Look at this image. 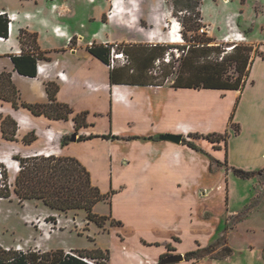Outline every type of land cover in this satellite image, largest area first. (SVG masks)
Returning a JSON list of instances; mask_svg holds the SVG:
<instances>
[{
  "label": "crops",
  "instance_id": "1",
  "mask_svg": "<svg viewBox=\"0 0 264 264\" xmlns=\"http://www.w3.org/2000/svg\"><path fill=\"white\" fill-rule=\"evenodd\" d=\"M102 1L106 2V10L87 8L90 20L102 23L94 31L79 18L76 3L71 0H62L58 13L53 15L42 12L33 15L19 12L18 7H0V13L12 19L9 36L3 39L0 36V76H7L0 85V96L11 95L12 99L15 96L19 103L15 107L12 100L0 97V162H7L9 156L14 158V148L24 157L71 156L90 171L93 184L103 193L112 192V204L117 198L116 189L121 188L129 205L139 209L137 227L152 229L160 237L140 233L159 246L154 259L149 258L144 264H158L162 256L173 254H182L184 258L169 264H250L238 259L187 260L188 251L181 248L185 237L195 240V248L206 247L217 233L220 218H212L210 208L215 199L221 201L227 196L212 187V171L223 169L227 178L233 167L264 169V37H250V43H246L255 46L242 89L174 87L176 75H170L168 83H156L150 73L154 58L162 51L159 46L165 45L163 42L170 37L162 23L169 14L166 1L124 0L116 3L107 20L104 13L110 11L112 3ZM142 21L149 27L143 26ZM22 29L37 33L38 49L32 51L43 54L38 64L45 66V72L38 73L37 64L36 76L20 73L12 60L23 53L19 39ZM84 29L89 31L88 36L83 34ZM150 31L158 37L156 41L148 38ZM92 45H120L122 51L130 54L132 64L125 65L119 60L112 68L89 51ZM47 82L59 86L56 101L72 109L68 119L34 114L21 106L23 102L49 104ZM259 87L261 96L252 100L250 136L256 151L263 152L261 156L252 154L253 149L247 147L246 151L241 150L249 156L246 158L252 162L249 166L233 162L235 154L228 138L220 143L209 142L205 138L206 127L196 114L203 115L209 110L205 97L222 98L233 92L239 95L237 115L247 90ZM78 114L85 116V123L79 127L75 121ZM6 117L18 124L15 140L4 137L2 122ZM241 124L235 136L243 141L247 126L243 120ZM74 133L76 140L63 145V138ZM168 134L181 135V142L163 139ZM28 135H34L35 139L25 142ZM80 136L89 138L79 140ZM186 141L194 142L198 148ZM7 165L8 168L13 165L14 171L20 169L14 161ZM215 165L218 167L214 168ZM229 193L231 199V190ZM245 195L237 197L245 203L251 198ZM236 211L229 207L230 213ZM49 250L53 249L43 251ZM110 260L109 253L108 264Z\"/></svg>",
  "mask_w": 264,
  "mask_h": 264
},
{
  "label": "rangeland",
  "instance_id": "2",
  "mask_svg": "<svg viewBox=\"0 0 264 264\" xmlns=\"http://www.w3.org/2000/svg\"><path fill=\"white\" fill-rule=\"evenodd\" d=\"M71 1H73V4L76 3V13H78L79 18L90 26L91 31L97 30L101 26L102 23L98 25L90 20L87 8L92 7L95 9L98 7L106 10V2L102 0L96 2H88L87 0ZM110 1L112 5L110 11L104 13V20L108 19L109 13L116 3H122L124 0ZM61 2L62 0H0V7H18L19 12H30L33 15L41 12L53 15V13H58ZM167 8L169 14L162 23L170 37L163 43H166L168 50L171 51V59L170 62L161 59L157 73L154 72V68H156L154 65L152 76L157 83L170 82L164 78V75L168 71H174L178 68L183 56V46L189 42L193 43L188 41L189 39L199 40L197 42L211 39L210 45L216 46L222 51L221 56H219L217 50L211 54L212 59L216 60L218 57L233 51L236 44L250 46L254 53L255 43L251 45L246 43H250V37H264V0H202L199 15L174 11L168 5ZM189 17L193 18V25L200 24L198 29L192 27V24V26L190 24L184 25ZM142 25L149 27L146 21H142ZM184 31L188 40L183 37ZM82 32L85 36H88L89 31L87 29ZM149 35L148 38L152 41H156L158 38L152 31ZM22 47L24 50L30 49V44L25 37L23 38ZM227 74L231 77L238 75L233 64L229 65ZM260 93V87L249 88L245 94L244 105L239 109L237 115L239 95L233 92H229L222 98L205 97L207 104L210 106L209 110L205 111L203 115L201 112L196 114L199 117L200 124L202 122V126L206 127L207 134L205 135L217 133L230 140V145L235 154L233 162L249 166L252 164L250 160L246 159L249 156L241 152L246 147L253 149L252 154L262 156L263 151L260 153L256 151V145L250 136V132L253 130L252 100L261 96ZM7 97L12 98L11 95ZM179 120H182L181 116ZM242 120L247 126L243 133V141L242 138L235 136L239 132L236 131V125H242ZM206 139L211 142L208 138ZM211 143L213 144V142ZM14 149L16 150L14 156L20 155V151ZM12 161L19 165V162L11 156L8 157L7 162L3 163L8 168V162ZM262 162L261 160L260 164ZM217 167L214 166V168ZM8 170L10 182L14 187L18 171H14L13 165ZM229 170L227 169L228 174ZM225 175L226 172L223 169L217 172L212 171V187L218 194L227 197L221 201L215 199L210 208L212 218L217 220L220 218V223L217 233L207 245L211 246L212 250L205 253V256H221L223 257L222 260L238 259L245 263L247 260L250 264H264L261 261H264V170L257 171L251 180L239 178L234 170H231L227 178H224ZM123 177L126 178V176ZM116 190L117 198L114 204L109 200H103L98 202L94 208L95 213L108 217L103 227L94 222H88L87 212L82 209L65 212L55 211L45 205L42 200L20 201L16 194H13L11 199H0V245L5 248H15L23 251L34 249L43 251L51 248L53 250L64 249L65 251L76 252L77 250L101 249L110 253L111 264H144L147 259H154L159 246L148 242L140 233L143 232L151 238L159 239L160 237L152 229L142 230L137 227L135 223L141 216L139 209L129 205L125 198V191L123 192L121 188ZM237 194H246L245 196H251V198L244 203L237 197ZM229 207L231 210L236 209L238 211L230 213ZM205 213H209L208 209ZM147 216H150V214L147 213ZM195 245V240L185 237L181 249L189 252L197 249L194 247ZM227 247L232 249L231 255L225 254Z\"/></svg>",
  "mask_w": 264,
  "mask_h": 264
},
{
  "label": "trees",
  "instance_id": "3",
  "mask_svg": "<svg viewBox=\"0 0 264 264\" xmlns=\"http://www.w3.org/2000/svg\"><path fill=\"white\" fill-rule=\"evenodd\" d=\"M201 2L202 0H166V4L172 7L174 11L197 15L201 12ZM193 21V18L189 17L184 25H193ZM10 22L11 20L7 14L0 13L1 37L7 38L9 36ZM199 26L200 24H196L192 27L198 29ZM24 37L30 44V49H23V53L19 56H13L12 60L20 73L36 76L37 64L43 58L42 53L32 51L33 49H38L37 33L22 29L19 35L22 44ZM183 37L188 40L185 31L183 32ZM210 40L205 39L197 42L199 40L189 39L188 41L193 43L189 42L183 46V56L180 60V65L176 70L168 71L164 78L167 80L170 75H176L172 83L174 87L242 89L245 85V75H247V69L251 62L252 48L247 45L236 44L233 47V51L213 60L211 54L217 50L219 56H221L222 51L218 47L210 45ZM159 47L162 51L160 55L154 58V63L150 69L151 75L157 60L164 59L169 51L166 45ZM113 48L119 52L122 51L120 45H92L88 49L93 55L109 65ZM124 53L129 60L125 65H131L132 58L130 54ZM230 64H233L238 72L236 77H231L227 74ZM4 79H7L5 74L0 76V85L3 84ZM46 88L51 101L49 104H28L23 102L21 106L31 110L34 114H45L57 119H68L72 109L68 105L56 101L59 86L56 83L47 82ZM0 97L12 100L15 107L19 106L15 96L13 99L7 96ZM75 121L77 127L83 125L85 123L84 114H78L75 117ZM2 128L5 138L15 140L18 129V124L15 120L11 117H6L2 122ZM239 130L240 126L236 125V131ZM71 137L66 135L62 144H68ZM205 137L212 142L218 143L227 140L225 136L217 133L208 134ZM85 138L89 137L80 136L79 140ZM34 139V135H28L24 138L25 142H31ZM186 142L190 146L198 148L194 142ZM14 159L19 162L20 167L15 177L14 187L10 182L8 168L3 162H0V199H11L13 194H16L20 201L29 199L42 200L45 205L55 211L65 212L73 209H82L87 212L88 222L104 226L108 217L95 213L94 208L100 201H110L112 192L103 193L97 185H94L90 171L77 158L56 155H34L29 157L15 155ZM233 170L237 176L244 179L253 178L257 172L237 167H233ZM211 250V246L200 247L187 252L185 257L187 260L193 261H199L204 258L223 259L221 256H205V253ZM225 254L231 255L232 249L227 247ZM165 257V255L162 256L158 264H162L161 262ZM108 261L109 252L101 249L91 251L77 250L76 252H67L64 249L23 251L15 248H5L0 245V264H108Z\"/></svg>",
  "mask_w": 264,
  "mask_h": 264
},
{
  "label": "built area",
  "instance_id": "4",
  "mask_svg": "<svg viewBox=\"0 0 264 264\" xmlns=\"http://www.w3.org/2000/svg\"><path fill=\"white\" fill-rule=\"evenodd\" d=\"M10 25H9V31H11L12 28V19H10ZM3 39V37H1ZM177 52V51H176ZM171 59V51H168L164 60L166 62H170ZM121 61L122 64H127L128 63V56L124 53V52H119L117 51L115 48L112 49V53H111V58H110V67H115L116 64L118 63V61ZM161 63V60H157L156 62V68L154 69V72L157 73V69H159V64ZM45 72V66L43 64H38V73H43ZM61 77H62V73H60ZM20 168V167H19Z\"/></svg>",
  "mask_w": 264,
  "mask_h": 264
},
{
  "label": "water",
  "instance_id": "5",
  "mask_svg": "<svg viewBox=\"0 0 264 264\" xmlns=\"http://www.w3.org/2000/svg\"><path fill=\"white\" fill-rule=\"evenodd\" d=\"M163 139H169L171 141L179 143L182 140V136L181 135H175V134H168V135L163 136ZM71 140H73V141L76 140V133H74L72 135ZM183 258H184V256L182 254H176V255H172V256L164 258L161 263L162 264H169V263L181 261Z\"/></svg>",
  "mask_w": 264,
  "mask_h": 264
},
{
  "label": "bare ground",
  "instance_id": "6",
  "mask_svg": "<svg viewBox=\"0 0 264 264\" xmlns=\"http://www.w3.org/2000/svg\"><path fill=\"white\" fill-rule=\"evenodd\" d=\"M12 29V28H11Z\"/></svg>",
  "mask_w": 264,
  "mask_h": 264
}]
</instances>
